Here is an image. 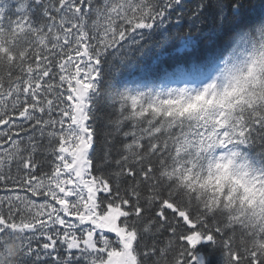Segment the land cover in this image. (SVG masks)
I'll return each mask as SVG.
<instances>
[{"label": "snow or ice", "instance_id": "obj_1", "mask_svg": "<svg viewBox=\"0 0 264 264\" xmlns=\"http://www.w3.org/2000/svg\"><path fill=\"white\" fill-rule=\"evenodd\" d=\"M0 264H264V0H0Z\"/></svg>", "mask_w": 264, "mask_h": 264}]
</instances>
